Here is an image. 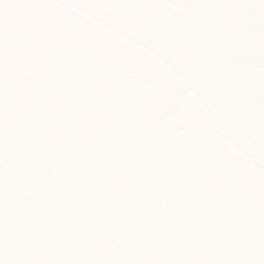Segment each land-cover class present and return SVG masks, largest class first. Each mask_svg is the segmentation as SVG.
Segmentation results:
<instances>
[{"label":"snow or ice","instance_id":"1","mask_svg":"<svg viewBox=\"0 0 264 264\" xmlns=\"http://www.w3.org/2000/svg\"><path fill=\"white\" fill-rule=\"evenodd\" d=\"M0 264H264V0H0Z\"/></svg>","mask_w":264,"mask_h":264}]
</instances>
